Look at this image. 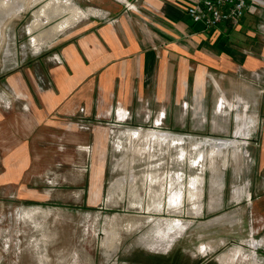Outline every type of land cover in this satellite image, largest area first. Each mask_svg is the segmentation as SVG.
<instances>
[{"label":"rangeland","instance_id":"374dc122","mask_svg":"<svg viewBox=\"0 0 264 264\" xmlns=\"http://www.w3.org/2000/svg\"><path fill=\"white\" fill-rule=\"evenodd\" d=\"M77 2L0 0V264L264 263V230L229 195L245 149L214 142L231 134L45 116L34 87L61 59L42 34Z\"/></svg>","mask_w":264,"mask_h":264},{"label":"crops","instance_id":"0c3cea01","mask_svg":"<svg viewBox=\"0 0 264 264\" xmlns=\"http://www.w3.org/2000/svg\"><path fill=\"white\" fill-rule=\"evenodd\" d=\"M127 1L133 9L121 0L77 2L74 14L44 30L43 41L52 43L49 51L61 59L56 64L47 58L51 87H34L45 116L83 114L108 122L125 116L120 123L127 126L138 117H156L172 131L213 140L231 134L232 140L214 142L245 149L236 165L246 163L247 169L235 172L242 184L229 195L247 198L249 225L259 234L264 230V9L246 15L240 28L207 31L186 14L198 0Z\"/></svg>","mask_w":264,"mask_h":264},{"label":"built area","instance_id":"2783aa9c","mask_svg":"<svg viewBox=\"0 0 264 264\" xmlns=\"http://www.w3.org/2000/svg\"><path fill=\"white\" fill-rule=\"evenodd\" d=\"M264 9V0H198L189 4L186 14L207 31H220L224 25L240 28L246 15Z\"/></svg>","mask_w":264,"mask_h":264},{"label":"bare ground","instance_id":"6f19581e","mask_svg":"<svg viewBox=\"0 0 264 264\" xmlns=\"http://www.w3.org/2000/svg\"><path fill=\"white\" fill-rule=\"evenodd\" d=\"M11 4V3H10Z\"/></svg>","mask_w":264,"mask_h":264}]
</instances>
